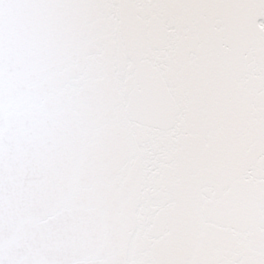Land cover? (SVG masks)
Wrapping results in <instances>:
<instances>
[{
    "label": "snow or ice",
    "instance_id": "1",
    "mask_svg": "<svg viewBox=\"0 0 264 264\" xmlns=\"http://www.w3.org/2000/svg\"><path fill=\"white\" fill-rule=\"evenodd\" d=\"M0 264H264V0H0Z\"/></svg>",
    "mask_w": 264,
    "mask_h": 264
}]
</instances>
